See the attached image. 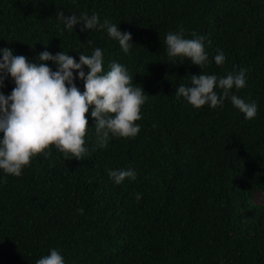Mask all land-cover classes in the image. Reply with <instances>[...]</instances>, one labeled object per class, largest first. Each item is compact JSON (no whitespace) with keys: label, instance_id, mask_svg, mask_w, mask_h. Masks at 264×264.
<instances>
[{"label":"trees","instance_id":"trees-1","mask_svg":"<svg viewBox=\"0 0 264 264\" xmlns=\"http://www.w3.org/2000/svg\"><path fill=\"white\" fill-rule=\"evenodd\" d=\"M60 10L96 12L134 43L125 53L103 29H65ZM181 27L205 37L201 68L167 55L165 34ZM4 46L29 59L47 49L77 60L100 47L104 70L124 64L148 98L135 136L99 147L90 106L82 157L64 158L53 145L21 175L0 172V264H35L50 248L65 264H264V201L255 199L264 194V0H0ZM240 68L246 84L232 91L256 101L250 119L227 98L197 108L174 94L191 74ZM13 86L8 77L0 90ZM106 168L136 175L115 183Z\"/></svg>","mask_w":264,"mask_h":264},{"label":"clouds","instance_id":"clouds-1","mask_svg":"<svg viewBox=\"0 0 264 264\" xmlns=\"http://www.w3.org/2000/svg\"><path fill=\"white\" fill-rule=\"evenodd\" d=\"M57 17L68 30L77 24L81 31L105 30L125 53L134 43L131 32L121 30L108 18L101 20L96 12L66 15L60 10ZM183 33L181 27L165 34L167 55L185 57L201 68L208 57L205 37L189 38ZM78 55L77 60L69 52L52 53L45 49L35 59H29L24 54H14L10 47H0V89L8 77L14 83L9 93L0 90V172L21 175L33 156L41 152L48 156L47 149L53 145L64 158L82 157L86 152L84 136L88 126L85 113L90 106L99 147H107L112 137H130L139 132L140 125L135 121L140 119L141 105L148 98L143 87L132 83L133 77L127 67L116 60L104 70L100 47L93 48L91 54L78 52ZM213 59L216 64H222L224 51L219 50ZM43 61H52L55 68ZM74 69L78 70L75 74ZM245 72L246 69L240 68L223 76L204 72L191 74L190 82L180 83L174 94L197 108L205 104L214 108L223 105L227 98L245 119H250L257 113L256 101H246L232 91L245 86ZM77 78L83 81V91L75 83ZM215 89L221 91L218 93ZM106 171L115 183L136 175L132 168H106ZM4 182L5 178L0 176V183ZM140 196L137 192L136 199ZM78 211L83 212V208ZM35 264H65V260L57 248H50L48 254L39 257Z\"/></svg>","mask_w":264,"mask_h":264},{"label":"rangeland","instance_id":"rangeland-1","mask_svg":"<svg viewBox=\"0 0 264 264\" xmlns=\"http://www.w3.org/2000/svg\"><path fill=\"white\" fill-rule=\"evenodd\" d=\"M255 199H256L257 202H262V201H264V194H263V192L258 191V192L256 193V197H255Z\"/></svg>","mask_w":264,"mask_h":264}]
</instances>
